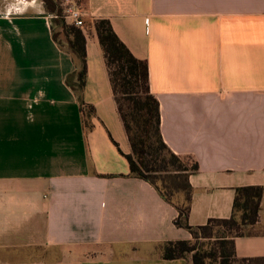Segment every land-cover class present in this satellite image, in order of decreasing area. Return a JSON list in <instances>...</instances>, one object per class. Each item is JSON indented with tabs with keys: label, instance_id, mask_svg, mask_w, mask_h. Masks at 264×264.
Listing matches in <instances>:
<instances>
[{
	"label": "crops",
	"instance_id": "1",
	"mask_svg": "<svg viewBox=\"0 0 264 264\" xmlns=\"http://www.w3.org/2000/svg\"><path fill=\"white\" fill-rule=\"evenodd\" d=\"M63 7L65 0H58ZM84 12L82 120L41 0H0V264H192L176 207L130 175V145L93 21L146 60L160 131L193 155L188 223L228 218L235 188L264 185V0H73ZM238 258L264 256V193Z\"/></svg>",
	"mask_w": 264,
	"mask_h": 264
},
{
	"label": "trees",
	"instance_id": "2",
	"mask_svg": "<svg viewBox=\"0 0 264 264\" xmlns=\"http://www.w3.org/2000/svg\"><path fill=\"white\" fill-rule=\"evenodd\" d=\"M41 1L53 14L51 31L54 40L62 50L70 54L74 63L75 69L66 76L65 81L76 94L83 123L89 127L88 118L94 114L95 109L83 98L87 72L85 26L68 23L60 1ZM93 27L104 57L116 108L130 145V153L125 154L130 175L152 184L164 200L173 204L178 211L174 224L187 229L192 235L191 239L162 243L159 247L161 257L183 258L191 253L192 264H208L206 258L214 260L216 264H264V256L238 258L233 242L235 236L250 234L249 226L258 221L264 185L236 187L230 217L209 218L203 225H190L188 214L192 189L189 175L198 170V161L191 154L174 153L165 143L160 131L159 103L150 91L146 60L130 52L108 19H95ZM174 195L178 197L177 202L172 199ZM213 226L220 227L218 229L221 231L213 234ZM199 237H215V251L200 252L194 242Z\"/></svg>",
	"mask_w": 264,
	"mask_h": 264
},
{
	"label": "built area",
	"instance_id": "3",
	"mask_svg": "<svg viewBox=\"0 0 264 264\" xmlns=\"http://www.w3.org/2000/svg\"><path fill=\"white\" fill-rule=\"evenodd\" d=\"M63 11L65 20L68 23L74 24L75 26L84 27V12L73 0L64 1Z\"/></svg>",
	"mask_w": 264,
	"mask_h": 264
},
{
	"label": "rangeland",
	"instance_id": "4",
	"mask_svg": "<svg viewBox=\"0 0 264 264\" xmlns=\"http://www.w3.org/2000/svg\"><path fill=\"white\" fill-rule=\"evenodd\" d=\"M172 199L174 202H177L178 201V197L176 195L172 196ZM181 202H179L180 204ZM218 226H213V230H214V233L215 234L216 232H220L221 230H219ZM221 229V228H220ZM217 230V231H216ZM217 239L215 237H199L198 239H195V244L198 248V250L200 252H213L215 251V245H216V241ZM188 256L191 257V253L188 254ZM205 261L208 263V264H216V262H214V260L212 259H208L206 258Z\"/></svg>",
	"mask_w": 264,
	"mask_h": 264
}]
</instances>
